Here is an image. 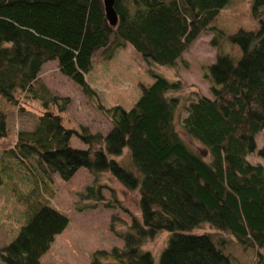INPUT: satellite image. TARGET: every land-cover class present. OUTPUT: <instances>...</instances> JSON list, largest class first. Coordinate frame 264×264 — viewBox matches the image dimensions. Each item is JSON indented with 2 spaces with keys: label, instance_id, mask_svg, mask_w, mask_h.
<instances>
[{
  "label": "trees",
  "instance_id": "trees-1",
  "mask_svg": "<svg viewBox=\"0 0 264 264\" xmlns=\"http://www.w3.org/2000/svg\"><path fill=\"white\" fill-rule=\"evenodd\" d=\"M113 7L115 26L105 18L103 0H0V99L19 110L25 102L42 110L3 152L31 186L13 191L22 222L0 247V262L42 264L69 222L44 193L52 196L54 175L68 181L84 168L135 191L140 215L119 234L121 247L93 252L90 264H154L141 246L162 232L168 238L157 264H234L223 239L191 232L203 223L250 249L249 264H264V166L247 159L264 158V145L256 146L264 134V0H114ZM200 34H211L216 48L204 68L211 97L175 95L181 83L151 71V82L139 83L128 109L97 101L110 122L104 135L66 127L69 99L52 94L39 77L41 67L55 61L84 96L97 99L88 82L95 56L109 59L127 45L149 65H185L182 55ZM182 108L181 132L203 146L208 159L181 138L175 123ZM7 136L1 113L0 139ZM73 136L86 147L72 146ZM124 148L129 166L112 158ZM92 184L82 197L103 199L96 178ZM106 257L113 261L102 262Z\"/></svg>",
  "mask_w": 264,
  "mask_h": 264
},
{
  "label": "rangeland",
  "instance_id": "rangeland-1",
  "mask_svg": "<svg viewBox=\"0 0 264 264\" xmlns=\"http://www.w3.org/2000/svg\"><path fill=\"white\" fill-rule=\"evenodd\" d=\"M211 38V34H200L182 55L185 65L177 62L175 67L149 65L127 45L116 50L109 59L95 56L88 82L97 92V99L84 96L76 84L58 72L55 61L45 63L39 77L52 94L69 99L70 103L62 114V122L66 127L78 129L83 126L90 133L104 135L110 128V122L96 108L97 101L105 107L121 106L128 109L139 96V83L151 82V71L163 75L169 81H179L182 89L172 92L175 95L188 99L200 95L210 98V86L204 78V68L214 60L216 53V48L210 45ZM21 107V110L8 107L0 99V114H4L8 129V136L0 139V247L14 237L17 226L22 222L21 209L13 199V191L24 193L31 186L30 179L22 175L19 165L3 155L7 146L15 140L17 132L30 131L36 116L42 111L37 103L32 102L22 103ZM184 115L185 109L182 108L175 123L181 138L193 151L208 159L206 149L181 132L179 118ZM70 144L78 148L86 147L75 136L70 139ZM263 145L264 134L261 133L256 137V146L261 148ZM122 153L118 158H112L129 166L127 149L124 148ZM247 159L264 166V158L256 154L248 155ZM95 178L96 183L102 186L100 191L103 199L96 201L93 197L83 198L86 188L93 185ZM52 189V196L44 193L43 197L66 213L69 222L40 258L42 264H90L93 252L121 247L123 241L119 234L129 230L132 218L139 219L140 216L137 193L120 185L106 172L93 177L86 169L79 168L68 181L54 175ZM191 232L207 233L216 240L223 239L226 242L223 252L234 264H249L253 260L250 249L242 248L231 235L215 230L208 223L200 224ZM167 238L168 233L162 232L142 244L141 248L152 254L154 264H157ZM101 261L113 260L106 257Z\"/></svg>",
  "mask_w": 264,
  "mask_h": 264
},
{
  "label": "water",
  "instance_id": "water-1",
  "mask_svg": "<svg viewBox=\"0 0 264 264\" xmlns=\"http://www.w3.org/2000/svg\"><path fill=\"white\" fill-rule=\"evenodd\" d=\"M114 0H103L104 15L111 26H115L117 23V14L114 10Z\"/></svg>",
  "mask_w": 264,
  "mask_h": 264
}]
</instances>
